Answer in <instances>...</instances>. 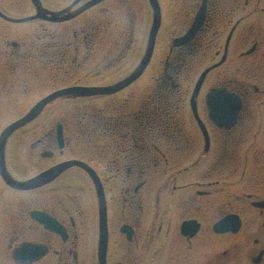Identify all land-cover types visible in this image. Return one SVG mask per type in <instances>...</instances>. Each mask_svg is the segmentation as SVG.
<instances>
[{
  "label": "flooded vegetation",
  "instance_id": "obj_1",
  "mask_svg": "<svg viewBox=\"0 0 264 264\" xmlns=\"http://www.w3.org/2000/svg\"><path fill=\"white\" fill-rule=\"evenodd\" d=\"M155 1L103 94L151 0H0V133L72 89L7 141L48 175H0V264H264V0Z\"/></svg>",
  "mask_w": 264,
  "mask_h": 264
},
{
  "label": "water",
  "instance_id": "obj_2",
  "mask_svg": "<svg viewBox=\"0 0 264 264\" xmlns=\"http://www.w3.org/2000/svg\"><path fill=\"white\" fill-rule=\"evenodd\" d=\"M153 5H154V10H155V20H154V26L151 32V36H150V42H149V48H148V53L146 54L144 60L142 61V63L140 64V66L138 67V69L134 72V74L128 79L125 80L122 83H119L113 87H108V88H97V89H91L89 91H85L86 93H110V92H115L120 90L121 88L125 87L128 83H130L131 81L135 80L145 69L147 63L149 62V58L151 56L152 53V49H153V44H154V40H155V35L156 32L159 28L160 25V10H159V6L156 3L155 0H152ZM204 75L200 78L199 83L196 87L195 90V95L199 90V86L201 85V82L203 80ZM72 89H67V90H63L61 92H57L54 93L50 96H48L47 98L43 99L42 101H40L24 118H22L21 120L15 122L14 124L10 125L9 127H7L5 129V131L2 134L1 137V145H0V156L3 155V145L5 140L8 138V136L14 132L16 129H18L19 127L29 123L31 120H33L35 117H37L40 112L42 111V109L45 107V105L47 103H49L50 101L54 100L56 97L60 96V95H64L66 93H71ZM194 95V96H195ZM6 179L11 183L14 184L16 187H20V188H25V187H29L30 182L28 183H18L15 182L13 179L9 178V176L6 174V172L4 171V169H2ZM48 174H44L42 176H40L38 179L45 181L46 177ZM37 179V180H38Z\"/></svg>",
  "mask_w": 264,
  "mask_h": 264
},
{
  "label": "rangeland",
  "instance_id": "obj_3",
  "mask_svg": "<svg viewBox=\"0 0 264 264\" xmlns=\"http://www.w3.org/2000/svg\"><path fill=\"white\" fill-rule=\"evenodd\" d=\"M163 2H164L163 9H164V12L166 11L165 12L166 13V16H168V15L170 16V17L169 16L167 17L168 22H169L170 21V18H171V13H168V12L171 11L172 6H173V3H172V0H163ZM150 9H151L150 8V5L148 4L149 18H150V11H151ZM167 13H168V15H167ZM167 26H169V24H167ZM162 32H163V34H166L167 29L164 27L162 29ZM165 37L166 36H164L163 38H165ZM155 66L152 67L153 70H154ZM123 68H124L123 65H121V66L118 67V70H120V72H118L119 74H122L124 71H126L128 69V67L126 69H123ZM150 73L151 72L149 70V72H148L149 76H150ZM39 92H36L35 94H38ZM24 111H25V109L24 108H21V107L20 108H12V109H9V110L8 109H5V108L4 109H1L0 110V129L5 125L7 119L12 118V117H16V116L20 115L21 113H23ZM63 114H64L63 108H53L52 110L51 109H48L44 113V115L51 116V117H55V118L56 117H62ZM29 137H27V138H29ZM24 148H25V146H24Z\"/></svg>",
  "mask_w": 264,
  "mask_h": 264
}]
</instances>
